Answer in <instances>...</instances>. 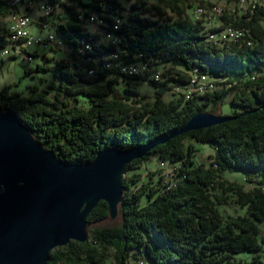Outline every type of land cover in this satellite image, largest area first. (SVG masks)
<instances>
[{
  "label": "trees",
  "instance_id": "16d2710c",
  "mask_svg": "<svg viewBox=\"0 0 264 264\" xmlns=\"http://www.w3.org/2000/svg\"><path fill=\"white\" fill-rule=\"evenodd\" d=\"M46 1L67 13L65 21L53 23L59 44L71 47L53 67L59 85L52 96L36 87L28 96L1 91L0 109H11L58 159L86 162L107 147L130 149L180 129L198 111L217 112L228 96L240 109L231 112L238 115L234 119L173 136L128 162L125 171L154 155L179 161L175 177L180 179L169 189L142 183L128 192L141 173L124 175L119 222L90 227L85 242L54 247L46 264H105L110 254L114 264H264V5L244 12L239 6L224 9L221 25L243 28L248 41L213 45L206 37L218 27L195 18L191 0ZM225 2L240 5L241 0ZM16 5L0 0V18L17 12ZM91 14L102 21L89 23ZM116 17L121 23H114ZM106 30L120 41L103 40ZM7 35L4 27L0 45ZM11 42L21 45L19 38ZM148 62L166 64L164 80L153 83L151 100L138 86L143 76L120 72L124 65ZM90 67H96L93 73ZM194 69L200 77L221 80L204 93L166 100L167 84L188 78L189 86ZM79 94L86 96L87 106L79 103ZM186 137L214 145L208 167L193 162L195 145ZM233 170L253 187L227 179L224 172ZM228 195L243 214L225 217L220 212L218 204L229 203ZM106 203L95 204L88 223L108 216Z\"/></svg>",
  "mask_w": 264,
  "mask_h": 264
},
{
  "label": "water",
  "instance_id": "95a60500",
  "mask_svg": "<svg viewBox=\"0 0 264 264\" xmlns=\"http://www.w3.org/2000/svg\"><path fill=\"white\" fill-rule=\"evenodd\" d=\"M236 117L201 110L167 135L130 149L107 147L89 161L69 163L11 109H0V264H46L54 247L87 241L86 217L97 202L105 200L108 215L118 216L128 162L173 136Z\"/></svg>",
  "mask_w": 264,
  "mask_h": 264
},
{
  "label": "rangeland",
  "instance_id": "374dc122",
  "mask_svg": "<svg viewBox=\"0 0 264 264\" xmlns=\"http://www.w3.org/2000/svg\"><path fill=\"white\" fill-rule=\"evenodd\" d=\"M150 3L155 2L156 0H147ZM200 0H191L192 5L189 7V10L192 11L193 7L197 5L199 10L202 6H208L209 10L214 9L215 7H223L224 9H230L232 11L235 10L236 5L226 3L225 0H202L204 3H200ZM256 0H252V4ZM213 3V4H209ZM247 8H249L250 0H245ZM41 4L47 5L46 0H40ZM29 4V2L21 3L16 5L17 12L20 16L24 15L25 12L29 11V15L36 19H46L51 23L54 22H62L65 21L67 17V13L61 9L58 5L55 7V10L52 13L44 14L43 11L37 7V5ZM241 7V11H245V7L243 2L238 5ZM31 8V9H30ZM30 9V10H29ZM195 11V10H194ZM193 11V15H194ZM11 16L1 17L0 18V31L4 29V27L8 24V19ZM221 18V16H219ZM207 26H212L217 24L218 21H209L204 19ZM89 24V23H88ZM90 29L96 31L97 26L94 24L88 25ZM230 27V26H227ZM29 31L34 35H45L46 32L40 29V26L34 22L28 25ZM232 28V27H231ZM53 30L58 34V30L56 27H53ZM19 38L18 36H13L11 34L6 36V43L0 45V94L1 91H5L8 95H19V96H28L34 92L33 87H36L38 90H48V96H52L55 94L56 86L59 85L60 79L54 74L53 67L55 66L56 59L66 58L68 56V51L70 50V46L66 43H63L61 48H43L39 46H31L28 50L30 52V57L27 56H14L12 52V46L16 47L17 44L14 46V43L11 42L13 39ZM248 41V39L246 40ZM9 49V53L2 54V51H6ZM39 65V67H38ZM165 65L162 62L155 64L153 67L163 71L165 69ZM163 73V72H162ZM196 78V77H195ZM122 83H118L117 87H122ZM141 92L146 95L148 100L153 99V93L155 86L151 83H148L146 80L141 79L138 84ZM194 94V93H193ZM191 94V96L193 95ZM176 97L175 94L172 93L171 90L166 91L164 98L169 100L171 98ZM79 103L82 105H88L86 96L83 94H79ZM234 109L240 110L235 105L230 103L229 96L225 98L224 102L220 104L219 110L217 112H221L222 114H230ZM192 142L194 143L195 152L193 155V162L195 164H202L204 167H208L210 165V161H212L213 155L215 153L214 145L205 142H199L191 139L190 137L185 138V142ZM161 159L158 156L154 155L151 159L143 161L136 166L132 170L125 171L124 175L131 176L132 173H141L140 179L134 184H131L129 191H133L138 186L143 184L153 185L160 182V174L163 172V165L160 164ZM164 175V174H163ZM224 175L227 179L233 181H240L244 183V187L246 189H251L253 187L252 183H249L246 180H243V173L241 171H225ZM159 180V181H158ZM174 181V180H173ZM166 189V188H165ZM218 193L219 191L216 190ZM227 200L229 203L218 204V209L220 212L225 216H236L238 214L244 213V208H241L237 203L234 202L233 195H228ZM140 202L145 204L147 202V197L142 196ZM119 216L112 218V216L108 215L106 218H103L100 221L90 222L88 223V227H102L105 225H115L119 222ZM262 225V224H261ZM263 228V226H262ZM262 239L264 241V228L262 229ZM264 246V242H263ZM239 256H246V254H240ZM114 259L112 254H110L109 258L107 259L105 264H114ZM139 264L140 261H139ZM144 264H150L144 260Z\"/></svg>",
  "mask_w": 264,
  "mask_h": 264
},
{
  "label": "built area",
  "instance_id": "2783aa9c",
  "mask_svg": "<svg viewBox=\"0 0 264 264\" xmlns=\"http://www.w3.org/2000/svg\"><path fill=\"white\" fill-rule=\"evenodd\" d=\"M25 1L33 2V5H37L41 11L44 12V14L52 13L54 11L53 5H44L40 3V0H24L21 1V3H25ZM244 7L246 9V2L243 0ZM260 5H264V0H257V7H260ZM194 17L195 18H203L207 19L210 22L211 21H218L217 24L212 25L216 26L218 28L212 30V36L206 37V40H208V43L213 45H219V37L221 36H230V35H238L240 36L243 41L244 39V32H239L237 29H233L231 27H227L224 25H221V18L217 15L215 10H209L207 9L206 12H198L199 10L195 6L194 9ZM89 23H95V22H101L102 19H100L98 16L91 14L88 17ZM36 22L40 29L46 32L45 35H34L29 31L28 25L31 23ZM114 23H121V20L119 17H116L114 20ZM54 24L51 23L48 20H36L32 18L29 15V11L25 12L22 16H11L8 19V24L6 26V34H11L13 36H21V45L19 47H11L13 55L14 56H27L30 57V52H28L29 48L31 46H39L43 48H61L62 46L59 44L58 40L56 39V32L53 30ZM103 40L107 41L109 39H117L116 36L109 32V30H106L103 32ZM120 41V40H118ZM9 49L6 51H2V54L9 53ZM97 67H100L99 65ZM96 67H90L88 69L89 73H93ZM199 69H194L193 71V77H196V86H187L188 85V78L184 82H169L167 86L169 87L168 90H171L173 94L176 95V97H184L190 98V89H199L200 92H204L205 90L209 89L211 82H219L221 79H218L216 77H213L211 79H207L204 77H200V73H198ZM121 73L127 74V75H140L144 77V80H146L148 83H159L164 80V75L161 70H158L150 65V63H145L141 67H130L128 69H124L123 71H120ZM159 165H163V172L160 174V182L159 187H161L163 190L170 186V179L173 176L180 175L179 167L180 162L179 161H170L163 159L161 160ZM164 174V175H163Z\"/></svg>",
  "mask_w": 264,
  "mask_h": 264
},
{
  "label": "bare ground",
  "instance_id": "6f19581e",
  "mask_svg": "<svg viewBox=\"0 0 264 264\" xmlns=\"http://www.w3.org/2000/svg\"><path fill=\"white\" fill-rule=\"evenodd\" d=\"M12 1L14 3H16V4H21V1H24V0H12ZM27 2H29V4H33V2H30V1H27ZM196 7H197V5H196ZM246 8H247V5H246ZM207 9H209V8H208V6L205 5V6L200 7L198 12H206ZM251 9H254V10L258 9V7H257V0L253 3ZM213 10H215V12L217 13L218 16H222L223 15V12L225 11L223 7H215ZM10 16H14V17L15 16H20V14L18 12H15V13L11 14ZM232 28L233 29H237L239 32H244V35H245V31H244L243 28H241V27H232ZM209 36H212V32L209 33ZM18 37H19V39H21V36H18ZM109 40H118V39H109ZM241 40H242V38L240 36H238V35H230V36H224V37L221 36V37H219V42H222V43H226V42L231 43L233 41L239 42ZM245 41H246V39H245ZM130 67H141V66L139 64L124 65V66L121 67V70L123 71L124 69H128ZM213 84H214L213 82L210 83L209 89L212 88ZM189 86H192V87H195L196 86V78H193L192 79L191 84ZM209 89H207V90H209ZM197 90H198L199 93H204V92L207 91V90H205L204 92H200L199 89H192L191 88L190 89V97H191V94L194 91H197ZM179 179H180V177L177 178L175 176L174 177L172 176L171 179H170V186H168L166 189H169V188H172V187H176L177 186V182H178Z\"/></svg>",
  "mask_w": 264,
  "mask_h": 264
},
{
  "label": "crops",
  "instance_id": "0c3cea01",
  "mask_svg": "<svg viewBox=\"0 0 264 264\" xmlns=\"http://www.w3.org/2000/svg\"><path fill=\"white\" fill-rule=\"evenodd\" d=\"M242 2H243V0H241V3H242ZM251 2H252V0H250V2H247V3H250V4H249V9H250L251 4H252ZM234 5H236V4H234ZM236 6H238V5H236ZM30 9H31V8H30ZM30 9H29V10H30Z\"/></svg>",
  "mask_w": 264,
  "mask_h": 264
}]
</instances>
